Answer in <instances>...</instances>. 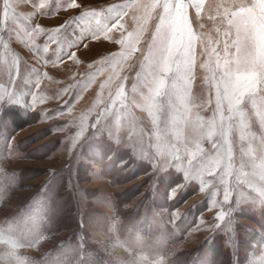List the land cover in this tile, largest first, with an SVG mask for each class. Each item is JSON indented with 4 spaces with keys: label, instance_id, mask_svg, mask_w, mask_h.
Wrapping results in <instances>:
<instances>
[{
    "label": "rangeland",
    "instance_id": "rangeland-1",
    "mask_svg": "<svg viewBox=\"0 0 264 264\" xmlns=\"http://www.w3.org/2000/svg\"><path fill=\"white\" fill-rule=\"evenodd\" d=\"M79 2L88 8L100 9L127 0ZM235 2L239 4L241 0ZM242 2L248 4L251 0ZM46 3V15L37 14L25 21L22 16L34 11L32 4L10 0L17 16L21 17V25L35 27L40 23L54 27L76 15V12L66 10L64 0H46ZM231 3L233 0H205L199 18L195 8H189L193 29L197 34H207L205 43L207 36L213 40L218 38L217 28L221 32L226 28L219 18L214 22L209 16L216 15L218 4ZM2 7L0 0V11ZM126 11L127 31H133L136 26L133 17L140 12L135 8ZM157 20L154 13L138 45L141 51L131 54L124 67L117 69L119 77L111 82L110 87L106 86L101 93L103 103L95 109L93 103L101 91L100 85L108 80L111 68L101 64L92 68L88 66L119 50V45L114 42L120 39L119 32L110 34L109 41L101 38L93 42L88 35L83 41V44H89L88 49L83 44L69 49L61 38V44L49 42L47 53L42 51L45 37H35L44 60L49 63L38 60L33 51L16 39L15 32L23 31L20 26L10 24L12 35L7 31L0 33L3 42L8 44L5 49L0 42V88L27 94L28 102H31L33 92L38 97L30 109L9 105L0 113V170H3L0 172V234L7 235L10 229H16L20 235L27 236L33 222H44L39 245L18 249L21 257L37 264H63L65 261L77 264V260L85 264H117V261L126 264L132 258L128 242L135 241V256L154 258L159 255L156 250L163 245L167 253H174L170 257L171 264H264V208L260 205L245 197H241L237 204L234 193L231 200L234 209L232 231L213 232L209 225L215 222V213L219 211L211 206L214 188L210 186L201 192L199 181H195L180 190L174 199H169V189L182 178L171 169L159 171L155 167L156 159L145 157V153L148 157L156 155V148L152 146L155 139L150 136L153 127L145 111L130 104L129 109L120 114L119 127L114 115L104 121L107 127L102 126L99 130L90 127L96 122L99 109L111 103L109 92L114 95L119 82L125 84L129 97L139 101V95L131 89L137 82L142 53L147 50ZM65 35L72 38L73 29ZM75 35L82 33L75 29ZM58 47L75 51L80 63L70 61L66 55L62 56L63 62L56 61ZM196 53L190 107L193 114L199 113L207 119L213 114L215 102L213 93L212 103H208L210 91L205 77L210 73L200 67L206 56L201 54L199 42ZM14 56L20 60L18 75L17 67L12 63ZM11 76H17L14 83ZM63 89L67 92H62ZM65 101H69L71 112L68 107H62ZM247 107L252 111L250 103ZM86 113L87 130L73 148L72 137L80 131V117ZM12 114H17L16 123H24L21 128L12 122ZM251 131L257 136L264 134L254 117ZM232 139L236 166L242 158L247 164L248 158L241 152V148L247 149V141L240 142L237 133H233ZM203 147L209 155L213 154L207 140L203 141ZM248 170L245 167L244 171ZM241 190L246 195H256L246 186ZM217 199H222V189ZM173 212L179 214L175 221ZM82 237H86L84 250L77 252L75 248ZM3 251L4 246L0 245V254ZM0 264H5L3 259Z\"/></svg>",
    "mask_w": 264,
    "mask_h": 264
},
{
    "label": "snow or ice",
    "instance_id": "snow-or-ice-1",
    "mask_svg": "<svg viewBox=\"0 0 264 264\" xmlns=\"http://www.w3.org/2000/svg\"><path fill=\"white\" fill-rule=\"evenodd\" d=\"M20 2L32 4L34 8V11L22 16L25 21L37 14H47L46 0ZM204 2L205 0H127L124 3L97 9L88 8L79 0H64L66 10L74 11L76 15L69 16L54 27H45L40 23L31 27L29 24H20L21 17L17 16L10 0H2L0 33L7 31L12 35L10 24L20 26L23 31L15 32L16 39L33 51L38 60L49 63L50 61L44 60L35 37H45L42 51L47 53L49 42L61 44V38L70 49L79 48L88 35L93 42L101 38L109 41L110 34L114 31L119 32L120 39L114 41L119 45V50L108 53L88 66L92 68L95 64H101L111 68L108 80L100 85L101 91L93 103L95 109L103 103L101 93L106 86L110 87L111 82L119 77L117 69L124 67L131 54L141 51L138 45L147 31L148 22L153 19L154 13L157 14L155 29L151 32L147 50L142 53L140 71L136 73L137 82L131 89L133 93L139 95V101L135 97H129L125 84L119 82L114 95L109 92L108 100L111 103L99 109L95 117L96 122L90 127L95 130L102 126L107 127L104 121L110 115L116 117L119 127L120 114L126 112L130 104L145 111L151 119L153 132L150 136L155 139L152 146L156 148L154 157H148L147 153L144 154L145 157L156 159L155 167L159 171L171 169L182 178L180 183L169 189V199H174L180 190L195 181H199L201 192H205L211 186L215 189L212 192L211 206L219 208V211L215 213V222L209 227L213 232H231L234 210L231 200L234 193L237 204L241 202V197H245L264 208V134L257 136L251 131L253 117L264 129V0H251L248 4L242 0L237 4L233 0L231 4H218L216 15L209 16V19L215 22L219 18L222 24H226V28L223 32L217 28L218 38L213 40L211 36H207L206 43L207 34H197L188 14L190 7L195 8L199 18L204 9ZM129 8H135L140 12V15L133 17L136 24L133 31H127L125 23L128 16L126 10ZM200 27L203 28V25ZM69 29H73L72 38L65 35ZM75 29H79L82 35H75ZM0 42H3L2 36ZM198 42L202 48L201 54L206 56L200 67L210 73V76L205 77V83L210 91L209 104L212 103L214 93L215 108L212 116L207 119L199 113L193 114L190 107L191 82L194 79L197 62ZM3 46L5 49L8 48L6 42H3ZM83 47L88 49L89 44H83ZM63 55L70 61L80 63L75 51L69 52L63 47H58L56 61L63 62ZM12 63L17 67L18 75L19 57L14 56ZM37 74L39 75L38 72ZM43 75L46 76L47 73ZM16 79L17 76L10 77L13 83ZM123 80H127V77H123ZM36 86L39 87V82ZM62 92H67V89H63ZM26 95L7 87L0 88V113L9 105L20 106L26 110L34 107L38 99L37 94L32 93L31 102L26 100ZM249 103L252 111L248 110ZM68 105L69 101H65L62 107ZM68 111L71 112L70 107ZM57 115L62 113L57 112ZM87 116L86 113L80 117V131L72 137L73 148L76 147L79 137L87 130ZM233 133L238 134L240 142L247 141V149L241 148L243 156L248 158L247 164L243 158L239 166L234 162ZM205 140L211 144L212 155L203 147ZM245 167L249 170L244 171ZM242 186H246L256 195L251 193L246 195L241 190ZM221 189L222 199H217ZM172 217L175 221L179 214L173 212ZM81 226L83 227V220ZM43 227V221H36L33 222L27 236L20 235L16 229H10L7 235L0 234V245L4 246L0 259H3L5 264H37L34 260L18 255V249L38 246L42 239ZM114 228L115 224L113 230ZM85 243L86 237H82L75 251H83ZM136 250V242L129 241L128 251L132 258L126 264H171L170 257L174 255L167 253L163 245L156 250L159 255L154 258L145 255L135 256ZM63 264L70 262L65 261ZM77 264L85 262L77 260ZM117 264L122 262L117 261Z\"/></svg>",
    "mask_w": 264,
    "mask_h": 264
},
{
    "label": "trees",
    "instance_id": "trees-1",
    "mask_svg": "<svg viewBox=\"0 0 264 264\" xmlns=\"http://www.w3.org/2000/svg\"><path fill=\"white\" fill-rule=\"evenodd\" d=\"M11 118H12V122L16 123L17 114H12ZM23 125H24V123H16L17 128H21Z\"/></svg>",
    "mask_w": 264,
    "mask_h": 264
}]
</instances>
